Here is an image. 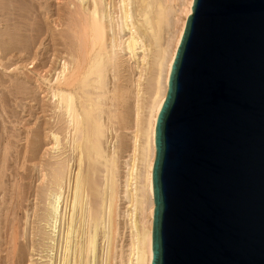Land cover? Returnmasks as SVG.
I'll use <instances>...</instances> for the list:
<instances>
[{
	"label": "bare ground",
	"instance_id": "6f19581e",
	"mask_svg": "<svg viewBox=\"0 0 264 264\" xmlns=\"http://www.w3.org/2000/svg\"><path fill=\"white\" fill-rule=\"evenodd\" d=\"M192 1L0 0V53L37 76L0 75V264L151 263L155 124Z\"/></svg>",
	"mask_w": 264,
	"mask_h": 264
},
{
	"label": "water",
	"instance_id": "95a60500",
	"mask_svg": "<svg viewBox=\"0 0 264 264\" xmlns=\"http://www.w3.org/2000/svg\"><path fill=\"white\" fill-rule=\"evenodd\" d=\"M150 264H264V0H193L155 124Z\"/></svg>",
	"mask_w": 264,
	"mask_h": 264
},
{
	"label": "rangeland",
	"instance_id": "374dc122",
	"mask_svg": "<svg viewBox=\"0 0 264 264\" xmlns=\"http://www.w3.org/2000/svg\"><path fill=\"white\" fill-rule=\"evenodd\" d=\"M178 3L177 1H174V3ZM39 50V49H38ZM38 50L36 51L37 52V54H38ZM42 53H44V51H42L41 53H39V56H41L42 55ZM41 54V55H40ZM47 54H49L50 55V53H47ZM46 54V55H47ZM27 56L26 54H20V56L19 55H17V58H15L14 56H10V55H8V54H5V53H0V65L1 66H5V70H4V68H2L1 66H0V68H2L3 70H1L0 69V75L2 76V75H4L3 76V78L2 79H5L6 81L7 80H9V79H7V77L8 78H12L11 80L13 81V79H15V77H13V75H16V74H19L20 72H19V70L18 69H20V71L21 72H23V73H25L26 75L28 74L29 76L30 75H33L34 76V74H32L33 72H31V71H33L32 69V66H35V62H33L32 64L30 63V65H29V62L27 63V62H25V63H23L24 62V60H23V57L22 56ZM44 55V57H45V60L47 59L48 60V58H49V55ZM3 56V57H2ZM6 56H8V57H6ZM9 56H10V58H9ZM19 56V57H18ZM1 57H2V59H1ZM13 57H14V60H13ZM3 58H4V60H3ZM9 58V61H10V63L7 61V59ZM12 58V59H11ZM21 58V59H20ZM41 58V57H40ZM6 59V60H5ZM11 59V60H10ZM15 59H17L16 61H15ZM52 59V58H51ZM1 60H3V61H1ZM13 60V61H12ZM15 61V62H14ZM19 61H20V63H19ZM30 61V60H29ZM1 62H3V64L1 63ZM5 62H7V63H9L8 65L5 63ZM13 62V63H12ZM39 61H37V63H38ZM19 64V68L18 67H16V65L15 64ZM5 64V65H4ZM15 66L14 67V69H15V72H14V70H13V65ZM25 64H28V65H26V67L24 66ZM10 65V66H9ZM9 66V67H8ZM28 66V67H27ZM49 66V65H48ZM10 68V69H9ZM47 68V67H46ZM7 69V70H6ZM8 70H9V72H8ZM16 70H17V72H16ZM3 71V72H2ZM13 72V73H12ZM31 72V74H29V73ZM2 73V74H1ZM4 73V74H3ZM6 73V74H5ZM11 74H12V77H10L11 76ZM7 75V76H6ZM5 77V78H4ZM34 77H37L36 75L34 76ZM4 80V81H5ZM20 98V97H19ZM16 100H14V101H11L9 104L11 105V103H13V105H15L14 107H13V105H11L12 106V109H14L18 114H22V115H24L25 114V112H26V110L28 109V106L27 107H25V108H22V106H24V105H22L21 107L20 106H18L17 108L18 109H15V107H16V103L17 102H15ZM17 101H18V103H19V100L17 99ZM24 101V100H23ZM25 102H27V101H25ZM25 102H23V103H25ZM9 104H7V106L5 107V110L6 111H8V109L9 110H11V107H9ZM22 103H20V105H21ZM20 107V108H19ZM7 108V109H6ZM21 109V110H20ZM25 111V112H24ZM23 112H24V114H23Z\"/></svg>",
	"mask_w": 264,
	"mask_h": 264
}]
</instances>
